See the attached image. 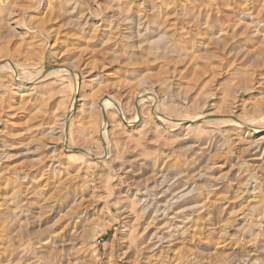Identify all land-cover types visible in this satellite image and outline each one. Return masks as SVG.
Instances as JSON below:
<instances>
[{
	"label": "rangeland",
	"instance_id": "rangeland-1",
	"mask_svg": "<svg viewBox=\"0 0 264 264\" xmlns=\"http://www.w3.org/2000/svg\"><path fill=\"white\" fill-rule=\"evenodd\" d=\"M4 59L0 264H264V128L212 120L261 122L264 0H0Z\"/></svg>",
	"mask_w": 264,
	"mask_h": 264
},
{
	"label": "bare ground",
	"instance_id": "bare-ground-1",
	"mask_svg": "<svg viewBox=\"0 0 264 264\" xmlns=\"http://www.w3.org/2000/svg\"><path fill=\"white\" fill-rule=\"evenodd\" d=\"M158 7H160V6H158ZM160 9V8H159ZM212 10V9H211ZM208 13V12H207ZM207 16V15H206ZM191 43V42H190ZM225 44V43H224ZM224 46V45H223ZM34 62V61H33ZM24 65V66H23ZM23 65H21V64H18V63H14L13 61H10V60H6V59H4V60H0V67H2V68H6V69H8L10 72H11V74H12V76H16V78L18 79V82L20 81V83L22 84V83H28V82H31V83H35V82H38V80H39V77L38 76H41V79H43L42 77V75H40V71H41V69H36V71L38 72V74H30V73H28V66H25V64H23ZM18 67H20V68H22V69H24L25 70V72L27 73V75L25 74L23 77H21V79H20V77H19V74H18V72H17V69H18ZM38 67V66H37ZM31 69V68H30ZM45 72V71H44ZM60 71L59 70H55V69H53V70H49V71H47V73H45V77H47V76H50V75H54V74H56V73H59ZM14 74V75H13ZM72 75V89H73V92H76V90H78V87H79V85H78V83H79V81H78V76H77V74L76 73H73V74H71ZM40 81V80H39ZM76 87H77V89H76ZM149 95V97L151 98L150 100H152L150 103L152 104V106H154L155 105V98H154V96L152 97V94L151 93H149V94H147L146 96H148ZM140 101V100H139ZM111 106V108H116L117 110H119V109H121V104H120V101H119V99H117V98H115V97H113V96H111V95H107L106 97H104L103 99H102V101H100V103H99V110H100V112L101 113H103L104 114V112L106 111V108L107 107H110ZM151 106V105H150ZM72 107V106H71ZM136 107V104H134L133 105V109ZM108 109V108H107ZM71 111V108H70V110H69V112ZM152 111V110H151ZM153 113L155 114V116H156V118H157V120L158 121H161V123L163 122V123H173V124H185L186 122H191V121H194V120H198V119H203V118H205L206 119V117H210V116H212L211 114H204V115H202V114H198V113H194L192 116H190V114L189 115H186V114H183V115H180L179 117H171L169 114H166L165 112H163V111H160L159 109H158V107H153ZM212 114H214V112L212 113ZM121 117V118H120ZM119 117V119H121L122 120V118H124L123 117V115L121 114V116ZM228 118H218V119H212V120H219L220 122H223V123H228V124H232V125H235L236 127H242L243 125H244V127L245 128H247V129H249V131L250 130H254V131H260L261 130V128H264V115H262V117H261V122H260V124H255L254 123V118L253 117H251V118H243V119H241V118H230L231 116L229 115V116H227ZM137 119H138V116H137ZM204 119V120H205ZM210 119V118H209ZM68 119L67 118H65V116H63L62 118H61V123H60V126L62 127V128H65V126H66V124L68 123ZM129 122L127 123V125H132L134 122H136L135 121V118L133 117V116H131L130 118H129V120H128ZM208 122V121H207ZM192 123V122H191ZM244 128V129H245ZM61 129V128H60ZM63 130V129H62ZM248 131V130H247ZM101 141V145L103 146V152H104V154L102 155V157L103 156H108L109 154H110V144H109V141L107 140V138H106V131H105V124L103 123V125H102V134H101V136H100V138H99ZM86 153H88V152H86ZM97 157H100V156H97ZM166 208H168V206L167 207H165V209ZM144 209V208H143ZM142 212V211H141ZM141 212L139 213V214H141ZM142 215H144L143 213L140 215L141 217H142ZM139 216V217H140ZM135 217V216H134ZM141 217H140V220H141ZM147 218V217H146ZM137 219H138V217H137ZM136 219V220H137ZM134 221V220H132L133 222L132 223H138V221H139V219L137 220V221ZM140 222V221H139ZM148 222V221H147ZM134 223V224H135ZM146 223V222H145ZM133 224V225H134ZM128 225V224H127ZM146 225H148L147 223H146ZM131 226V225H130ZM137 227V226H136ZM143 227H144V225H143ZM134 229H135V227H134ZM134 229H132V230H134ZM138 230H139V228H137ZM128 230V229H127ZM132 230L129 228V232H127L129 235L128 236H131V242H129V246H128V248H130L131 246L130 245H134V247H135V249H136V246H138V248L141 246L140 244H138V245H135V244H137V242L139 243V242H141V241H137L136 242V237L139 235H141V234H138L137 236H134L135 234H132L133 232H132ZM136 230V229H135ZM138 230H137V232H138ZM143 230H144V228H143ZM142 230V231H143ZM145 230H146V228H145ZM144 230V231H145ZM142 231H140V232H142ZM144 231H143V233H144ZM127 233H126V235H127ZM142 233V234H143ZM138 236V237H139ZM152 236V235H151ZM138 237H137V239H138ZM142 238V237H141ZM149 238V237H148ZM126 239V238H125ZM95 240V239H94ZM124 240V239H123ZM144 240V239H143ZM146 240V239H145ZM148 241V240H147ZM125 242H126V240H125ZM136 242V243H135ZM142 244V243H141ZM145 244V243H144ZM143 244V245H144ZM125 245V244H124ZM127 245V244H126ZM151 245V244H150ZM127 247V246H126ZM148 247V246H147ZM131 249H132V247H131ZM127 248L125 249V251L127 252ZM134 250V249H133ZM132 250V251H133ZM138 250H143V248L141 249V248H139ZM122 251H124V250H122ZM136 251V250H135ZM135 251H133V252H135ZM145 251H147L146 249H145ZM123 253V252H122ZM131 253V252H130ZM136 253V252H135ZM141 253V252H140ZM126 253L124 252V255H125ZM137 254V253H136ZM135 254V255H136ZM123 255V254H122ZM123 255V256H124ZM130 256H131V254H129ZM133 255V254H132ZM147 254H146V252H145V255L144 256H146ZM122 256V257H123ZM126 256H128V255H126ZM121 257V258H122ZM149 257V256H148ZM147 257V258H148ZM151 257V256H150ZM149 257V258H150ZM126 258H129V257H126ZM134 258H136V257H134ZM138 258H140V256L139 257H137V260L136 261H138L139 259ZM146 258V259H147ZM146 259H144L143 258V261L144 260H146ZM124 260V259H123ZM128 259H126V262H128L127 261ZM131 259H129V262L131 263V261H130ZM141 260V259H140ZM148 260V259H147ZM133 261H135L134 259H133ZM152 261V260H151ZM124 262H125V260H124ZM144 262H148V261H144ZM153 262V261H152ZM129 263V264H130ZM131 264H135V262H133V263H131ZM146 264V263H145Z\"/></svg>",
	"mask_w": 264,
	"mask_h": 264
},
{
	"label": "water",
	"instance_id": "water-1",
	"mask_svg": "<svg viewBox=\"0 0 264 264\" xmlns=\"http://www.w3.org/2000/svg\"><path fill=\"white\" fill-rule=\"evenodd\" d=\"M104 117V116H103Z\"/></svg>",
	"mask_w": 264,
	"mask_h": 264
}]
</instances>
